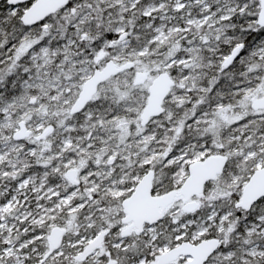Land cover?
Returning a JSON list of instances; mask_svg holds the SVG:
<instances>
[{"label":"snow or ice","instance_id":"1","mask_svg":"<svg viewBox=\"0 0 264 264\" xmlns=\"http://www.w3.org/2000/svg\"><path fill=\"white\" fill-rule=\"evenodd\" d=\"M0 264H264V0H0Z\"/></svg>","mask_w":264,"mask_h":264}]
</instances>
